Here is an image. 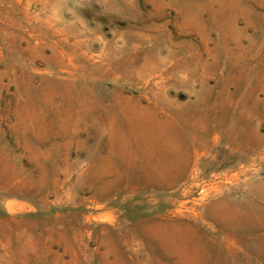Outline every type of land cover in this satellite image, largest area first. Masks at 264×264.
<instances>
[{
    "label": "rangeland",
    "instance_id": "rangeland-1",
    "mask_svg": "<svg viewBox=\"0 0 264 264\" xmlns=\"http://www.w3.org/2000/svg\"><path fill=\"white\" fill-rule=\"evenodd\" d=\"M0 264H264V0H0Z\"/></svg>",
    "mask_w": 264,
    "mask_h": 264
}]
</instances>
